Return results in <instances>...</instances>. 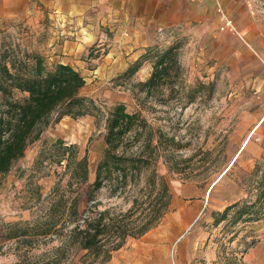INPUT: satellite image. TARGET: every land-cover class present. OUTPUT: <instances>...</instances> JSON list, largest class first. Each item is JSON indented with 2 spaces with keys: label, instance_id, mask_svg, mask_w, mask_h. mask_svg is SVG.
<instances>
[{
  "label": "rangeland",
  "instance_id": "374dc122",
  "mask_svg": "<svg viewBox=\"0 0 264 264\" xmlns=\"http://www.w3.org/2000/svg\"><path fill=\"white\" fill-rule=\"evenodd\" d=\"M202 1V15L156 29L148 43L128 41L119 48L114 31L98 23L96 16L62 18L41 3H14L6 14L0 9V53H39L49 65L71 64L86 79L82 92L93 96L105 113L99 122L94 115L64 117L0 177V233L15 226L32 228L45 217L55 184L69 180L64 164L34 167L46 140L62 138L76 145L79 157L88 154L94 180L106 146L108 111L123 103L148 123L133 149L150 133L156 139L175 138L169 146L161 145L157 162L158 172L170 179L173 202L157 227L129 239L104 264H264V216L236 222L233 209L228 219L216 223V213L228 205L256 197L249 184L264 155V0ZM220 4L234 28L226 25ZM172 45L177 62L170 77L148 92L140 83L151 76L157 53ZM139 61L138 69L128 72ZM35 184L41 186V197ZM69 192L76 195V185ZM96 196L100 208L117 211H125L132 202L130 192L111 190L108 182ZM166 226L169 234L161 239ZM58 241H33L29 260ZM18 244V238L1 234L0 264L19 259Z\"/></svg>",
  "mask_w": 264,
  "mask_h": 264
},
{
  "label": "trees",
  "instance_id": "16d2710c",
  "mask_svg": "<svg viewBox=\"0 0 264 264\" xmlns=\"http://www.w3.org/2000/svg\"><path fill=\"white\" fill-rule=\"evenodd\" d=\"M157 54L151 76L140 83L148 92L167 82L177 62L174 45ZM140 65L141 61L128 72L134 73ZM85 85L84 75L71 64L59 61L49 65L39 53L14 57L0 53V177L9 174L28 147L64 117L94 115L97 122L105 117L97 100L82 92ZM105 121L106 146L93 181L88 154L79 157L76 145L62 138L44 142L34 167L64 164L69 180L64 185L61 180L55 184L45 217L36 220L32 228L15 226L0 233V237L7 234V239L18 238L19 259L13 264H104L129 239L140 238L157 227L171 210L170 179L158 172L157 162L161 145L169 146L175 138L156 139L150 133L137 150L133 149L141 142L148 123L139 111L130 112L123 103L111 107ZM251 176L249 188L254 190L255 199L247 197L228 205L216 213V223L228 219L233 209L236 222L264 216V155ZM107 182L111 190L132 194L128 209L100 208L96 193ZM74 185L77 194L73 196L69 190ZM34 188L41 197V186L35 184ZM54 237L59 239L57 244L47 245L34 261L29 260L33 241L41 238L50 243Z\"/></svg>",
  "mask_w": 264,
  "mask_h": 264
},
{
  "label": "crops",
  "instance_id": "0c3cea01",
  "mask_svg": "<svg viewBox=\"0 0 264 264\" xmlns=\"http://www.w3.org/2000/svg\"><path fill=\"white\" fill-rule=\"evenodd\" d=\"M14 3H41L62 18L73 16L84 20L96 16L98 23L107 24L114 31V40L121 41L115 48L128 41H134L135 45L140 40L148 43L155 38L156 29L172 26L183 17L194 19L206 8L202 0H0V9L5 8L6 14L7 6ZM169 230L166 226L161 239L168 236Z\"/></svg>",
  "mask_w": 264,
  "mask_h": 264
},
{
  "label": "built area",
  "instance_id": "2783aa9c",
  "mask_svg": "<svg viewBox=\"0 0 264 264\" xmlns=\"http://www.w3.org/2000/svg\"><path fill=\"white\" fill-rule=\"evenodd\" d=\"M219 11L223 14L224 19L226 20V25H227V26H230V27H232V28H234V25H233L232 20H230V19L226 16V14H225V12H224V9H223L221 6H220V8H219Z\"/></svg>",
  "mask_w": 264,
  "mask_h": 264
},
{
  "label": "water",
  "instance_id": "95a60500",
  "mask_svg": "<svg viewBox=\"0 0 264 264\" xmlns=\"http://www.w3.org/2000/svg\"><path fill=\"white\" fill-rule=\"evenodd\" d=\"M215 183H216V182H214V184L210 187L209 192L211 191V189H212V187L215 185Z\"/></svg>",
  "mask_w": 264,
  "mask_h": 264
}]
</instances>
